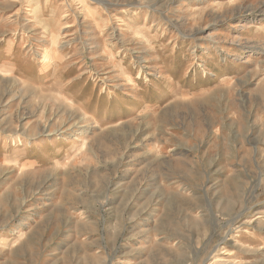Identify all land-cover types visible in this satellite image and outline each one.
<instances>
[{"label": "rangeland", "instance_id": "374dc122", "mask_svg": "<svg viewBox=\"0 0 264 264\" xmlns=\"http://www.w3.org/2000/svg\"><path fill=\"white\" fill-rule=\"evenodd\" d=\"M0 264H264V0H0Z\"/></svg>", "mask_w": 264, "mask_h": 264}, {"label": "bare ground", "instance_id": "6f19581e", "mask_svg": "<svg viewBox=\"0 0 264 264\" xmlns=\"http://www.w3.org/2000/svg\"><path fill=\"white\" fill-rule=\"evenodd\" d=\"M32 11L34 12V9ZM50 56H51V48L46 46L42 52V56L40 60V65L42 70H44L47 67Z\"/></svg>", "mask_w": 264, "mask_h": 264}]
</instances>
